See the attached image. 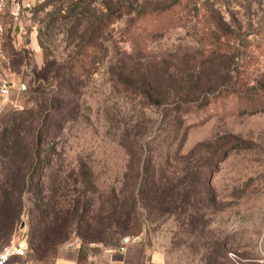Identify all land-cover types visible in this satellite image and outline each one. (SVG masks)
Listing matches in <instances>:
<instances>
[{
    "label": "rangeland",
    "instance_id": "1",
    "mask_svg": "<svg viewBox=\"0 0 264 264\" xmlns=\"http://www.w3.org/2000/svg\"><path fill=\"white\" fill-rule=\"evenodd\" d=\"M17 1L0 18V79L14 82L0 97V133L49 125L50 163L23 193L10 243H26L51 189L67 194L53 199L63 213L73 198L106 211L134 193L130 222L118 214L107 243L88 248L118 247L113 233L126 226L172 264H264V0ZM165 6L182 18L169 32L128 39L138 13ZM108 9L132 13L91 33ZM203 94L217 98L174 111L176 98ZM139 175L151 193L140 194ZM70 244L81 246L73 235L60 246Z\"/></svg>",
    "mask_w": 264,
    "mask_h": 264
},
{
    "label": "trees",
    "instance_id": "2",
    "mask_svg": "<svg viewBox=\"0 0 264 264\" xmlns=\"http://www.w3.org/2000/svg\"><path fill=\"white\" fill-rule=\"evenodd\" d=\"M173 7L165 6L156 9L152 12H140L138 16L126 26V36L129 40L145 43L148 39L169 32L182 18L176 15H169V11ZM115 9H108L105 15L97 18L91 28V33H96L104 27L113 24L123 15H130V10H117L120 14L115 15ZM144 22V23H143ZM146 22V23H145ZM91 33L89 37H91ZM140 47V49H143ZM74 66H69L72 69ZM223 69V68H222ZM223 81V80H222ZM225 85V84H221ZM217 96L210 97L203 94L200 100H195L190 97L176 98L173 102L174 111L187 112L194 105H208ZM199 99V98H197ZM63 103L62 98L52 99L49 104L50 112L55 111ZM45 119V118H44ZM45 121V120H44ZM21 127L20 124L14 125L9 131L4 129L0 133V244H8L14 236L15 224L24 209L22 195L30 188L29 183L33 181L36 169L42 171L49 165L46 156L43 154L42 147L46 142V132L49 125L43 123L38 127H33V124L26 130L27 135L21 136L16 130ZM27 136H30L29 139ZM237 147V146H235ZM234 147V148H235ZM84 167V166H83ZM87 181L91 176L85 172ZM43 176V174H41ZM136 184L144 182V186L140 188V194H148L152 192L153 185L151 176L143 177L141 175L135 178ZM31 185V184H30ZM48 197L52 205L40 207L33 213V219L30 221V229L27 234V252L31 258L47 259L55 254L58 247L69 240L71 235L81 242L79 256L84 257L88 252V245L91 243H107V238L103 236V230L110 228L116 221L118 214L124 216L123 222L125 225L130 222L132 211L136 207L137 199L133 193L131 198L118 204L116 199L106 211L100 207H96L91 201H81L80 198L71 200L70 208L66 209L65 213L62 210H57L58 205L53 201L56 196L65 198L67 194H63L58 189L49 190ZM81 198H85V190L77 191ZM41 194L42 190L39 189ZM45 199V197H41ZM123 212V213H122ZM105 213V215H104ZM124 225V226H125ZM128 227L120 226L119 232L113 234L119 237H127L131 235L137 237V234H129ZM123 231V232H121Z\"/></svg>",
    "mask_w": 264,
    "mask_h": 264
},
{
    "label": "crops",
    "instance_id": "3",
    "mask_svg": "<svg viewBox=\"0 0 264 264\" xmlns=\"http://www.w3.org/2000/svg\"><path fill=\"white\" fill-rule=\"evenodd\" d=\"M31 50L36 51L33 46ZM9 84L11 86L14 82ZM139 237L138 242H134L132 237H128L129 240L125 244L120 242L118 247H103L101 245L89 247L86 255L81 258L79 256L80 246L74 244L60 246L50 264H172L163 251L150 247L146 240ZM11 240H14V236ZM19 246L25 250V255L14 256L7 264H35L33 259L28 256L25 241Z\"/></svg>",
    "mask_w": 264,
    "mask_h": 264
},
{
    "label": "built area",
    "instance_id": "4",
    "mask_svg": "<svg viewBox=\"0 0 264 264\" xmlns=\"http://www.w3.org/2000/svg\"><path fill=\"white\" fill-rule=\"evenodd\" d=\"M14 5L19 7L17 0H0V18L8 6ZM3 33V28L0 20V36ZM2 58V50L0 47V59ZM11 86L8 82H4L0 79V97H7L10 93ZM25 250L18 244L8 243L0 248V264H7L9 260L14 256H24Z\"/></svg>",
    "mask_w": 264,
    "mask_h": 264
},
{
    "label": "water",
    "instance_id": "5",
    "mask_svg": "<svg viewBox=\"0 0 264 264\" xmlns=\"http://www.w3.org/2000/svg\"><path fill=\"white\" fill-rule=\"evenodd\" d=\"M22 227H23V224H22ZM128 240H129L128 237H124V238H122L121 243L122 244H125ZM139 240H140V237L139 236H137V237H135V238L132 239V241H134V242H138Z\"/></svg>",
    "mask_w": 264,
    "mask_h": 264
}]
</instances>
